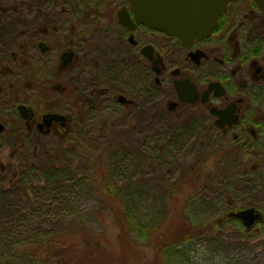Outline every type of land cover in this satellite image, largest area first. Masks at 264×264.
Masks as SVG:
<instances>
[{
    "label": "rangeland",
    "instance_id": "obj_1",
    "mask_svg": "<svg viewBox=\"0 0 264 264\" xmlns=\"http://www.w3.org/2000/svg\"><path fill=\"white\" fill-rule=\"evenodd\" d=\"M77 1L80 2L0 0V125L4 127L0 132V169L5 176V186L1 183L0 189L4 186V199L13 211L25 213L28 208H40L41 218L26 233L24 240L22 237L10 241L4 238L7 233L0 220V263L5 258H14L19 264H38L32 257L17 253L22 244L36 240L41 234L60 231L67 227V222L74 220L93 240L77 237L73 243L76 249L66 254L63 263L104 264L95 254V235L112 240L116 229L110 223V212L103 206L97 186L92 184L100 170L106 182H117L118 199L128 200L133 193H141L147 208L153 210L159 221L166 222L167 233L178 240L184 234L182 215L187 208L199 215L203 213L200 209L204 204L211 202L214 211L208 215L216 220H221L224 213L234 208L242 210L251 204L264 209V170L259 171L258 180L250 184L240 177L243 174L245 178L251 177L247 176L252 167L250 160L242 167L241 156L216 154L214 145L205 149L204 140L198 145L188 142L187 147L178 152L165 149L163 139L177 141L190 128L186 122L178 125L162 115L158 98L136 96L138 107L128 109L127 114L123 111L112 114L105 106L95 107L92 112L91 108L74 105L77 99L74 95L78 94L76 86H72L69 96L44 90L41 85L51 82L54 74L46 68L44 56L36 52L34 66H29L32 38L39 35L38 38L45 40L43 35L49 33L50 38L46 41L52 46L54 66L66 44V21L72 25V19H75L71 8ZM80 46L81 51L91 52L83 64L85 79L92 84L95 41L85 40ZM85 79L82 78L81 83L83 96L78 98L92 99ZM18 104H29L38 117L54 110L69 114L82 111V118L70 123L66 136L69 142L62 143L57 140L59 135L27 133L16 114ZM26 159L34 162L36 173L29 172V175L36 178L32 183L28 177L11 183L8 178L13 168L18 162H27ZM200 166L201 181L194 187L192 177L196 176L195 169ZM54 170L63 182L66 176L73 177V181L66 188H60V183L56 192L59 198L41 201L39 194L44 193L40 187L45 180L41 176L48 172L52 178ZM231 187L234 192L226 190ZM219 232L214 236L199 237L197 244L188 248L192 264H264V233L260 234V230H256L258 236L248 241L239 236L240 230L236 226L228 223ZM112 245L118 248L117 243ZM132 245L142 252H139L140 256L127 254L125 264L152 263L156 245L150 242L141 245L136 240Z\"/></svg>",
    "mask_w": 264,
    "mask_h": 264
},
{
    "label": "flooded vegetation",
    "instance_id": "obj_2",
    "mask_svg": "<svg viewBox=\"0 0 264 264\" xmlns=\"http://www.w3.org/2000/svg\"><path fill=\"white\" fill-rule=\"evenodd\" d=\"M71 10L75 19L72 25L66 21V44L54 66L52 46L46 41L49 33L43 35L45 40L39 35L32 38L29 66H34L36 52L54 74L51 82L41 85L44 90L69 96L76 86L74 105L92 112L105 106L112 114L138 107L136 96L158 98L162 115L178 125L188 123L193 144L204 140L205 149L214 145L216 154L241 156L242 167L250 160L251 177H240L248 184L258 180L257 173L264 170V0H228L211 34L188 45L137 24L128 0H80ZM125 16L127 26L119 20ZM90 39L95 41L92 84L85 79L83 64L91 52L80 46ZM82 78L92 99L78 98L83 96ZM19 106L26 108V120L19 115ZM16 114L27 133L42 136L61 135L82 118V111L54 110L38 117L29 104H18ZM51 114L65 121L41 127L43 117ZM246 209L258 214L253 226L264 230V209L248 206L241 211Z\"/></svg>",
    "mask_w": 264,
    "mask_h": 264
},
{
    "label": "trees",
    "instance_id": "obj_3",
    "mask_svg": "<svg viewBox=\"0 0 264 264\" xmlns=\"http://www.w3.org/2000/svg\"><path fill=\"white\" fill-rule=\"evenodd\" d=\"M62 132L61 135L57 136V140L62 141V143L69 142V139H66L69 132ZM180 139L182 142L178 143L177 141ZM192 140L193 135L187 130L184 131L177 141L163 139V143L165 149H169L171 152H178L180 148L185 149L188 142L190 143ZM26 160L28 161L18 162L13 168L11 177L8 178L11 183L15 181H24L26 177L30 179L29 183H32L36 178L35 176L31 177L29 175V172L36 173L34 162L29 159ZM52 168L54 167H51V169ZM195 170H197L195 171L196 176L192 177L194 187H196L197 183L201 181L200 170L202 171V168L201 166L196 167ZM97 175L98 176L94 178L92 184L97 186L103 206H105L110 212V223L116 229L112 240L95 235V254L104 264H125L128 261L127 254H137L140 256L139 252L142 251L140 249L136 250V246L134 247L132 245V242L135 240L141 245H146L149 242L156 245L155 255L150 264H192L188 248L195 246L199 237L203 235L211 234L214 236V234L220 233L219 231L224 224L228 223L236 226L240 230L239 236L247 241L258 236V232H256L257 229L260 230V234L264 233V230H262L258 224L247 229L239 220L228 216L230 213L240 211L241 209L239 208H234L233 210L224 213L221 220L213 219L208 215L212 214L214 211L210 202L204 204V207L200 209L203 213H199V215L193 214L191 210H189L190 208H187V212H183L184 214L182 216L185 223V227L183 228L184 234L181 236L182 239H175L171 234L167 233L168 226L166 225V222L164 220L159 221L157 216L153 213V210L147 208L145 199L141 193H133L127 198L128 200H120L116 195L119 188L117 182H106L101 170ZM41 177L45 179L43 186L40 187L41 193H44L39 194L41 201L51 199V197L53 199L59 198L56 192L60 183V188H66L69 183L73 181V177L68 178L66 176L65 180L63 179V182L56 170H54V176L52 178L51 176L49 178L48 172H45ZM4 178V171L0 169V185L1 183H5ZM82 181L83 180H81V183ZM3 187L0 189V220H3L2 222L5 227V233H7L4 234V238L7 239L6 241H10L23 237L24 240L26 233H28L33 225H36V222L41 219L39 216L40 208L35 210L31 205L32 208H28L27 212H25L27 216L25 213L13 211L12 206L4 199L6 192L5 190L3 191ZM204 189H207V186ZM226 190L234 192L232 187L227 188ZM209 192L212 191L209 189ZM220 192L221 191L219 190L217 194L219 195ZM54 201L57 202V200ZM250 206L253 207L252 204ZM206 213L208 216L205 215ZM67 224V227L60 231L52 232L50 234H41L36 237V240L26 242L24 245L22 244L17 253L32 257L38 264H67L63 263L64 261H62V259L67 253L72 252L74 248L76 249V246L73 243L77 237H84V239L91 241L93 240L87 236L89 233H87L84 228H81L74 220H70ZM133 237L134 239L132 241L131 238ZM112 243H117L118 248L113 245L111 247ZM109 245L110 249H108ZM136 258L137 260H140V258ZM3 260L4 261L0 264H19L14 258H5ZM145 263L146 262L144 261L143 264Z\"/></svg>",
    "mask_w": 264,
    "mask_h": 264
},
{
    "label": "water",
    "instance_id": "obj_4",
    "mask_svg": "<svg viewBox=\"0 0 264 264\" xmlns=\"http://www.w3.org/2000/svg\"><path fill=\"white\" fill-rule=\"evenodd\" d=\"M228 0H128L133 7L134 20L151 30L179 39L188 45L193 39L207 38L217 24L218 15L225 11ZM127 17H119L122 25ZM22 119L26 120V108H17ZM63 117L57 114L45 115L41 127H49L52 122L63 123ZM2 127L0 125V132ZM230 218L242 222L250 228L259 220L253 209L230 213Z\"/></svg>",
    "mask_w": 264,
    "mask_h": 264
}]
</instances>
